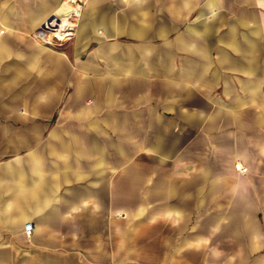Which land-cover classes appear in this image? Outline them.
Listing matches in <instances>:
<instances>
[{"label":"crops","instance_id":"0c3cea01","mask_svg":"<svg viewBox=\"0 0 264 264\" xmlns=\"http://www.w3.org/2000/svg\"><path fill=\"white\" fill-rule=\"evenodd\" d=\"M81 1L0 0V264H264V0Z\"/></svg>","mask_w":264,"mask_h":264},{"label":"built area","instance_id":"2783aa9c","mask_svg":"<svg viewBox=\"0 0 264 264\" xmlns=\"http://www.w3.org/2000/svg\"><path fill=\"white\" fill-rule=\"evenodd\" d=\"M83 5L84 2L81 0H63L60 10L45 19L34 32L33 37L45 46H60L70 41L76 33ZM239 169L242 172L246 170L244 167ZM23 232L26 236H30L32 224H25Z\"/></svg>","mask_w":264,"mask_h":264},{"label":"rangeland","instance_id":"374dc122","mask_svg":"<svg viewBox=\"0 0 264 264\" xmlns=\"http://www.w3.org/2000/svg\"><path fill=\"white\" fill-rule=\"evenodd\" d=\"M77 30V29H76ZM76 34V33H75ZM74 37H75V35H74ZM73 37V38H74ZM72 38V39H73ZM71 39V40H72ZM69 41H67L66 43H68ZM66 43H64V44H62V45H60V46H57V45H55V46H47V47H49L50 49H52L53 51H57V52H60V51H62V47L66 44ZM56 121V116H54V117H52V120H51V123H54ZM241 167H244V166H240L239 168H241ZM245 168V167H244ZM117 195V197L119 196V194H116ZM121 195V194H120ZM102 210H100V216L102 215V212H101ZM136 211V213H137V211L138 210H134V212ZM132 215H134L133 213H132ZM137 215V214H136ZM115 218H123L124 216H126V214H125V212H123V210H115ZM103 226L102 225H100V228H102ZM116 228H117V226H116Z\"/></svg>","mask_w":264,"mask_h":264}]
</instances>
